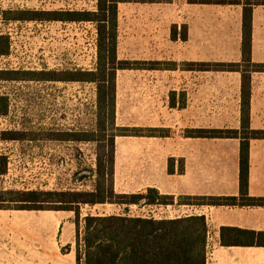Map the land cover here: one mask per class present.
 Segmentation results:
<instances>
[{
    "label": "crops",
    "instance_id": "0c3cea01",
    "mask_svg": "<svg viewBox=\"0 0 264 264\" xmlns=\"http://www.w3.org/2000/svg\"><path fill=\"white\" fill-rule=\"evenodd\" d=\"M95 5L96 0L92 9ZM70 23L91 27L95 32L91 63L86 68L77 67L94 70V24ZM117 24L120 60H241V5L188 4L183 0L122 2L118 4ZM184 25L187 38L182 40L177 34L173 39L172 26L180 31ZM251 60L264 62V5H256L252 11ZM94 104L95 101L92 110ZM115 125L172 131L168 137L116 136L113 187L124 194L145 193L154 188L162 195L173 196L175 204L82 205L78 225L74 211L70 210L0 209V264H77L76 248L77 242L82 243L83 218L99 206L114 207L118 212L95 215L127 213L157 220L204 216L206 264H264V237L251 244L249 238L226 234L229 245L221 243L222 228L264 232V203H178L183 197H235L237 201L241 197V139L182 134L187 129L240 130L239 72L118 70ZM249 126L264 130V73L251 75ZM170 158L173 172L168 170ZM248 159V195L264 199V139H249Z\"/></svg>",
    "mask_w": 264,
    "mask_h": 264
},
{
    "label": "trees",
    "instance_id": "16d2710c",
    "mask_svg": "<svg viewBox=\"0 0 264 264\" xmlns=\"http://www.w3.org/2000/svg\"><path fill=\"white\" fill-rule=\"evenodd\" d=\"M175 0H96L95 9H0V21L12 22H91L96 29V67L94 70L81 68L58 69H1L0 81L9 82H78L95 85L93 130L50 132L46 139L60 141H90L99 144L96 154L94 179L91 189L66 190H0V209H51L70 210L75 213L78 225L80 207L110 203L115 205L151 204L173 205L174 197L162 195L149 188L145 193H117L113 187L114 138L116 136L168 137L170 129L156 127H117L115 125L116 74L122 69L186 70L211 72H239L241 75V128L228 129H187L185 137L198 138H240V199L235 197H183V204H263L264 199L248 195V146L249 139H264V130L249 126V102L252 73H264V62L251 60L252 11L256 5H264V0H183L188 4H217L242 6L241 60L221 61H139L120 60L118 45V4L122 2H174ZM185 25L180 31L171 28V37L187 38ZM10 35L0 32V56L9 54ZM9 98L0 95V115L9 112ZM98 131L100 133H98ZM100 137V138H99ZM32 135L16 129L0 131L2 141L37 140ZM106 142V143H105ZM98 146V147H99ZM173 159L168 161V170L173 172ZM183 168V167H182ZM181 168V171H182ZM7 162L0 155V175L6 173ZM14 204V205H13ZM82 243L77 242V264H206L207 224L204 216H186L175 219H154L130 216L127 213L111 215H91L84 218ZM249 238L251 244L259 243L264 232H254L237 228H222L221 243L229 245L225 236Z\"/></svg>",
    "mask_w": 264,
    "mask_h": 264
},
{
    "label": "rangeland",
    "instance_id": "374dc122",
    "mask_svg": "<svg viewBox=\"0 0 264 264\" xmlns=\"http://www.w3.org/2000/svg\"><path fill=\"white\" fill-rule=\"evenodd\" d=\"M94 4L95 0H0V9H92ZM0 32L10 35L9 54L0 56V70L86 68L93 58L95 32L77 23L0 21ZM95 92L92 83L0 81V95L10 101L8 114L0 115V131L16 129L39 137L0 140V155L7 162L6 173L0 175V190L91 188L99 144L46 136L56 130H93ZM116 212L114 207L99 206L87 213Z\"/></svg>",
    "mask_w": 264,
    "mask_h": 264
}]
</instances>
